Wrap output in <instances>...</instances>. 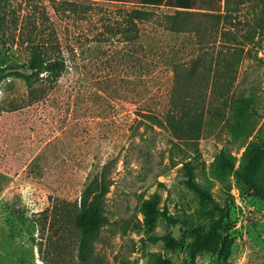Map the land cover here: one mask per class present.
<instances>
[{
    "label": "rangeland",
    "instance_id": "374dc122",
    "mask_svg": "<svg viewBox=\"0 0 264 264\" xmlns=\"http://www.w3.org/2000/svg\"><path fill=\"white\" fill-rule=\"evenodd\" d=\"M136 4L0 0L19 63L33 46L65 63L57 78L22 71L0 84V264H189L213 229L221 240L197 264H264V37L246 48L232 88H184L207 110L194 120L200 138L177 142L166 121L172 65L219 44L167 32L165 7L130 22ZM251 17L248 5L232 34H246ZM251 144L261 150L248 189L236 173ZM104 172L109 223L82 260L76 205Z\"/></svg>",
    "mask_w": 264,
    "mask_h": 264
},
{
    "label": "trees",
    "instance_id": "16d2710c",
    "mask_svg": "<svg viewBox=\"0 0 264 264\" xmlns=\"http://www.w3.org/2000/svg\"><path fill=\"white\" fill-rule=\"evenodd\" d=\"M136 2V8L129 14L130 22L148 21L152 15H155L157 9L165 7L173 11V14L165 17L167 32L194 38L197 46H205L208 41L205 40L206 38L210 40L214 38L219 44V50L215 55L206 53L207 57L212 56L210 60L205 57L206 55H198L191 58L186 65H172L174 95L166 121L177 142L198 140L201 133L194 120L197 118L200 122L204 118L207 105L204 101L191 98L192 94L186 95L184 88H188L194 79H199V83L202 81L207 89L211 87L214 90L218 84H226L232 88V79L238 73L237 67L242 61L246 48L259 42V36L264 37V0H136ZM248 5L252 7V17L243 21L248 28L247 33L235 36L232 32L236 30V19ZM193 17L197 19L195 22L192 21ZM201 19L208 22L210 20L212 23L210 26H203L200 23ZM5 37L0 18V52L4 51V54L0 55V84L9 74L22 71L31 72L36 77L45 74L55 78L60 77L64 72L65 63L57 58L49 59L38 46L31 48L27 62L19 63L15 55L9 52ZM232 41L235 42L234 49H232ZM196 88L201 91V84ZM260 150L259 146L251 144L244 155L241 168L236 173L243 179L248 189L256 186L257 179L253 172ZM107 178L105 172L92 178L83 190L79 204L76 205L79 215L74 220L80 233L79 251L82 260H86L93 253L100 229L109 223L105 200L112 183ZM220 240L221 235L213 229L211 235L195 242L189 252V264H197L199 253L208 242Z\"/></svg>",
    "mask_w": 264,
    "mask_h": 264
}]
</instances>
